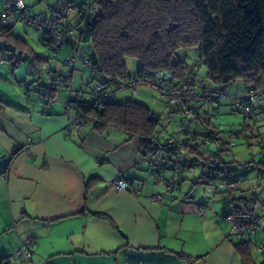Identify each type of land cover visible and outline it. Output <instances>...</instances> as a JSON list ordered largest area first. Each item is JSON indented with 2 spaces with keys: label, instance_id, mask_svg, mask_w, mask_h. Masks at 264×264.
Returning a JSON list of instances; mask_svg holds the SVG:
<instances>
[{
  "label": "crops",
  "instance_id": "0c3cea01",
  "mask_svg": "<svg viewBox=\"0 0 264 264\" xmlns=\"http://www.w3.org/2000/svg\"><path fill=\"white\" fill-rule=\"evenodd\" d=\"M72 1L78 6L93 2ZM71 13L67 23L74 25L77 14ZM74 39L69 35L70 43ZM67 52L62 48L61 57ZM36 55L46 59L49 50L44 47ZM30 62L34 61L28 57L26 68L17 75L9 73L10 64L1 65L0 71V173L5 175L0 180V260L7 258L10 264H264V254L255 247L264 242V190L253 189L256 184L264 188V183L256 177L239 179V196L259 214V226L251 239L226 238L230 223L223 193L199 180L193 185L189 173L183 174L181 194L168 192L166 182L143 167L141 136L128 138L113 127L101 133L94 122L76 131L68 129L74 113L66 111V102L75 95L57 91L47 101L36 92L33 76L27 77ZM47 65L51 73L67 70L62 60L48 59ZM81 67L77 72H82ZM75 81L79 83L72 84L73 90L85 92L88 82L83 84L82 76L74 77ZM257 118L253 129L264 133V119ZM248 140L249 151L258 156L252 139ZM230 158L238 164L233 155ZM257 161L264 169V159ZM165 176L170 178L172 172L167 170ZM115 178L131 182L138 191L114 189ZM155 194L161 195L160 202L152 200ZM201 207L206 208L205 214L199 213ZM28 238L34 241L31 258H13ZM237 243H246L245 257Z\"/></svg>",
  "mask_w": 264,
  "mask_h": 264
},
{
  "label": "trees",
  "instance_id": "16d2710c",
  "mask_svg": "<svg viewBox=\"0 0 264 264\" xmlns=\"http://www.w3.org/2000/svg\"><path fill=\"white\" fill-rule=\"evenodd\" d=\"M5 4V0H0V12L6 11ZM73 4L76 9L77 23L74 25L67 23L70 13L74 10L72 9L65 18V36L55 57L51 54V44L42 42L41 33L22 21H18L13 26H6L0 22V40L7 41L6 44L9 42L12 45L15 44V49L28 48L27 51L34 62L27 65L26 72L33 76L36 84L44 80L47 82L39 87L36 86V92L47 98V101L53 99L57 91L72 92L75 95L74 98L66 103L73 106L69 111H73V116L81 117L84 124L94 122L96 130L101 133L113 127L122 130L128 138L143 137L142 159L150 160L158 150L150 148V140L160 141V138H164L158 134V128L162 127L159 116L146 104L134 99L124 102L113 101L112 98L117 91L126 90L120 89L116 82L127 81L133 75L141 76L157 70L174 71L181 76L195 60H198L200 67L193 72L198 70L197 74L204 76L213 89L227 90L230 93L236 90L242 91L247 82H255L259 87H264V0H93L88 5L78 6L75 2ZM92 5H96V10L84 14L85 8ZM50 6L46 10L31 13L24 5L22 11L32 15L47 12ZM18 23L37 33L39 44L49 50V56L46 59L37 56L26 42L15 38L12 28ZM69 35L75 37L71 43L68 41ZM62 48L68 51L64 57L60 55ZM191 48L197 50L199 58L189 64L185 59H180L177 52ZM71 55H75L76 59L72 67L65 65L67 68L65 73L49 72L48 59L62 60L63 63L64 58ZM127 57L138 61V70L133 75L127 74ZM7 60L16 61L14 53H11ZM86 60L89 63H86ZM77 62L87 67L94 82L92 86L88 85L89 89L85 92L72 88ZM41 64L46 65V70L42 71ZM30 66L34 68L33 72H30ZM202 67L205 70L204 74H200ZM41 71L43 77L39 79L38 74ZM67 72H72L67 84L70 85V91L64 86L59 87L53 83L54 77H61ZM237 81L243 82L241 90H229L228 85L235 84ZM96 84L102 86L101 94L93 93ZM24 87L27 91L28 85ZM224 99L228 101L231 111L241 114L243 118L240 108L232 107L231 100L227 97L220 100L219 108ZM217 113L213 119L216 127L219 125ZM256 121H258L257 116H253L252 122L249 123L243 118L239 129H234L238 133L243 132L236 141L240 137L248 140L252 137L264 136V133L259 130L253 131V128H256ZM169 130L170 128L167 129L168 132ZM254 145L257 151H260L258 156H264L260 150L262 142L254 143ZM231 154L232 151L225 159L239 181L235 173V160L229 159L233 155ZM252 156H255L254 153ZM251 162L255 163L254 160ZM258 164L257 161L256 165ZM143 167L150 170L157 179L164 180L168 192L182 193L183 175L176 179L177 188L169 190L168 183L174 179V173L170 167L166 169L172 172L170 178L165 176L166 171L160 176L153 167H147L144 164ZM199 175V169L195 176L191 175L189 180H194L193 185L199 180L198 182L210 184L214 188L212 183L202 180V176ZM259 175L264 181V169L260 170ZM128 183L132 186L131 182L128 181ZM240 183L239 181V188L234 192L233 200L239 203L240 209L251 208L255 211L252 205L239 196ZM214 190L223 193L225 205L227 199L225 191L222 188L219 190L214 188ZM225 206L229 215L230 204ZM255 213L259 217L256 211ZM258 226L259 220L256 229ZM253 236L254 234L249 239ZM245 246L246 243L236 244L244 257L248 252ZM0 264H10V262L7 258H2Z\"/></svg>",
  "mask_w": 264,
  "mask_h": 264
},
{
  "label": "built area",
  "instance_id": "2783aa9c",
  "mask_svg": "<svg viewBox=\"0 0 264 264\" xmlns=\"http://www.w3.org/2000/svg\"><path fill=\"white\" fill-rule=\"evenodd\" d=\"M6 11L0 12V22L6 26H13L18 21L24 22L27 26L41 33L42 42L51 44V54L57 55V50L63 43L65 36L64 21L72 9L73 2L69 0H54L47 12H40L32 15L23 13L22 0H5ZM96 10V5L86 7L84 14ZM76 59L75 55L64 58L63 63L72 67ZM86 63L89 61L86 60ZM200 62L195 60L193 64L178 76L174 71L157 70L147 72L141 76L133 75L127 81L116 82L120 89H128L133 94L139 92L140 87H146L156 91L164 104L168 119L178 115L175 125L171 128L169 125L159 127L160 141L150 140V148H157L155 156L150 160L142 159V164L153 167L160 176L167 167H170L174 173V179L168 183V189L177 188L176 179L184 173L195 176L196 171L200 170L202 180L212 183L216 190L222 188L227 196L225 205L230 204V213L228 215L230 229L226 238L236 239L239 237L250 238L255 233L259 217L251 208L242 210L238 207L239 203L233 200L234 192L239 188V181L234 176V170L228 166L226 156L231 152V148L236 145V138L243 135L234 129H229L224 138L216 137L212 133L215 128L213 119L220 106V100L224 97L229 98L230 104L234 108H240L245 122H252V117H262L264 119V87H259L255 82L245 83L242 91L234 92L227 90L213 89L210 82L204 76L198 75L196 69H199ZM42 71L46 70V65L41 64ZM30 72L34 71L32 66ZM38 74L40 79L42 72ZM72 72H67L61 77H54L53 83L57 86H64L71 90L69 77ZM48 77V75L46 76ZM42 81V80H41ZM47 82L38 83V86ZM102 86L96 84L93 90L94 94H101ZM73 106L66 104V111ZM84 122L81 117L73 116L68 123L67 128L73 131L78 130ZM210 125L213 126L210 129ZM169 132L167 129H169ZM256 142H262L261 153L264 154V136L256 137ZM160 147L161 149H159ZM260 151L257 152V155ZM252 155V154H251ZM5 175L0 173V180ZM111 185L116 190H128L136 193L138 188L131 187L128 181L115 178ZM155 202L162 200L160 194L152 197ZM235 202V203H234ZM200 214L206 213V208L199 209ZM33 239L28 238L21 244L20 250L13 253V258L22 257L28 261L32 255ZM256 250L264 254V242L255 244Z\"/></svg>",
  "mask_w": 264,
  "mask_h": 264
},
{
  "label": "rangeland",
  "instance_id": "374dc122",
  "mask_svg": "<svg viewBox=\"0 0 264 264\" xmlns=\"http://www.w3.org/2000/svg\"><path fill=\"white\" fill-rule=\"evenodd\" d=\"M22 1H23L24 5L26 7H28V11L33 13V12H39V11L46 10L53 3L54 0H22ZM76 1H79V0H76ZM50 2H51V4H50ZM75 10L76 9H74L72 12H74ZM70 20H71V18H70ZM12 33L15 36V38L17 37V38H19V40L26 42V44L29 46V48L32 49V51L35 54L36 53L40 54L42 51V48H44L38 42L37 33L35 31L27 28L26 26L22 25L21 23H18L16 26H14L12 28ZM6 43H7V41L0 40V62H1L0 71L3 68V67H1V65H3V64L9 65L10 64L9 69H8L9 73L15 72V75H17V74H19V72L22 69L24 70L26 68V62L28 61V57L29 58L31 57V54L27 51L28 48H25L26 50L24 48H23V50H19V49L14 48L15 44L13 42L12 43L14 45L10 44V42H9V44H6ZM17 47H19V46H17ZM11 53H14V58L16 60L14 62H13V60H11V62L7 60V57ZM177 55L180 59H185L186 62L189 64H191L193 62V60L199 58L198 52L195 48L180 50L177 52ZM14 65H15V68L13 67ZM77 67L80 68V64L78 62L76 63L75 68H77ZM81 68H82L81 69L82 72H77V69L75 70L76 73L74 74V77L78 78V77L82 76L83 84L84 83L87 84V82H88V84H90L92 86L94 84V82L92 80L91 75L89 74V70L87 69V67H84L83 65ZM81 70H79V71H81ZM137 70H138V61L135 58L127 57L126 58L127 74L133 75L137 72ZM200 71H201L200 74H204V72H205L203 67L201 68ZM3 72H4V70H3ZM27 77L30 79L31 76L28 75ZM9 79L14 81L11 78V74L9 75ZM16 83H19V82H16ZM78 83H79L78 81H75L72 84H75L77 86ZM242 83L243 82H241V81H237L235 84L228 85V89L229 90H234V89H240L241 90ZM247 83H250V82H247ZM4 84H6V83L4 82ZM34 84H35V86L39 87L36 84V82H34ZM7 86H10V84H7ZM85 87H86V90L88 91V89H89L88 86L85 85ZM130 99H134V100H137L139 102L146 104L151 109L152 112H154L155 114H158L159 119H160V126L167 127L169 125L171 128H173L175 125L174 121L179 119L178 115H174L171 119H168V114L165 112L164 104L160 98V95L156 91L151 90L149 88L141 87L139 89V92L135 95H133L131 93V91H129L127 89L126 90H120V91H117L112 98V100L116 101V102H124V101L130 100ZM221 105L222 106L219 108V112L217 113L218 124H219L217 127L221 131H218L217 129L213 128L212 125H210V129L213 128L212 133H214V135L216 137L224 138L225 135L223 133H225L230 128L236 129V130L239 129V127L243 121V118H242L241 114L231 111L232 109L228 105V101L226 99L222 100ZM261 127H264V126H261ZM253 131H255V130L253 129ZM245 138H247V137H245ZM250 140H251L250 144H253L256 142L257 139H256V137H252V138H250ZM231 151H232L233 156L236 158V161L238 162V164L235 165V169L237 170L236 171V177L238 179L244 181L243 179H251L252 177L254 179L256 177L259 182L264 183V181H262V179H261V176L259 175L260 170H262L261 169L262 166L256 165L257 160L258 159L259 160L264 159V156H256L255 155L254 158L256 159L255 160L256 164L253 165L250 162V161H252L251 152H249L248 145H247V143L243 137H240L237 139L236 145L231 148ZM252 151L255 152L256 150L252 149ZM248 162H250V163H248ZM242 170H243V173L241 172ZM249 185H252V183L246 185V187H249ZM253 189H256V192L259 189L264 190V188H261V186H259L258 184L253 185ZM256 205H257V207H259V203Z\"/></svg>",
  "mask_w": 264,
  "mask_h": 264
}]
</instances>
